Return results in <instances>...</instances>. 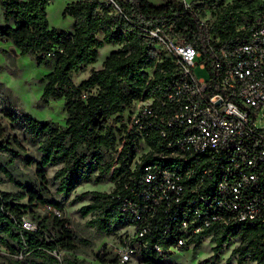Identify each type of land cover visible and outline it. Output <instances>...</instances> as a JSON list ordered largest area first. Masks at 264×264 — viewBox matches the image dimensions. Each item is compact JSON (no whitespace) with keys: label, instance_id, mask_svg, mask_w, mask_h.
Listing matches in <instances>:
<instances>
[{"label":"trees","instance_id":"obj_1","mask_svg":"<svg viewBox=\"0 0 264 264\" xmlns=\"http://www.w3.org/2000/svg\"><path fill=\"white\" fill-rule=\"evenodd\" d=\"M223 1L200 0L193 2L191 8L180 0H168L162 6L149 0L72 1L63 12L64 18L75 21L74 31L68 33L50 27L47 10L51 0H0V43L12 44L11 51L17 50L20 56H33L39 67H51L55 61L53 70L44 77L42 100H64L67 112L65 128L58 122L41 121L15 110L8 113L13 122H21L39 142L37 162L28 158L16 136L6 135L0 128V174L23 189L18 193L0 190V246L10 254L7 264H84L78 254L83 244L91 242L80 236L65 217L64 203L51 198L47 175L50 167H59L53 183L58 185L64 200L83 182L98 184L111 173L116 182L112 192H85L74 201L91 194L90 203L80 212L91 216L87 224L99 234H114L129 223V217L121 211L118 194L122 176L135 156V143L128 138L122 151L117 152L118 137L126 128L122 114L134 101L161 97L178 77L176 63L156 50L157 41L145 30L161 29L164 36L192 46L208 58L211 68L208 36L219 35L225 40L264 9L263 0H232L227 4ZM217 2L221 7L215 21L202 24L199 16L205 17V7ZM107 45L119 49L111 52L101 70H94L87 80L76 85L73 77L96 64ZM118 123L121 127H117ZM112 151L117 152V157L107 160ZM18 159L27 166L36 164L33 180H23ZM152 160L146 157L144 163ZM115 162L118 165L114 167ZM25 198L28 202L21 203ZM39 206H50L49 214L41 215L36 210ZM27 215L37 222L38 232L23 226ZM51 229L56 237L49 242L43 233ZM213 232L214 253L198 264H217L215 260L235 241L238 246L230 258H235L237 264H264V222L209 228L197 237L194 249L200 248L202 239ZM97 259L105 264L120 263L106 251L99 252ZM143 259L147 264H167L163 255L152 250Z\"/></svg>","mask_w":264,"mask_h":264},{"label":"built area","instance_id":"obj_2","mask_svg":"<svg viewBox=\"0 0 264 264\" xmlns=\"http://www.w3.org/2000/svg\"><path fill=\"white\" fill-rule=\"evenodd\" d=\"M145 33L176 63L178 77L161 97L134 101L122 114L117 152L126 139L135 143L118 194L129 223L103 249L121 263L151 250L167 258L193 249L212 227L264 222V9L225 40L208 36L211 68L202 52L161 29ZM197 68L207 77L199 78ZM146 157L154 160L144 163ZM23 221L38 232L36 223ZM43 237L54 241L56 233Z\"/></svg>","mask_w":264,"mask_h":264},{"label":"rangeland","instance_id":"obj_3","mask_svg":"<svg viewBox=\"0 0 264 264\" xmlns=\"http://www.w3.org/2000/svg\"><path fill=\"white\" fill-rule=\"evenodd\" d=\"M72 1L78 0H51V4L48 7V19L50 27L53 29H59L68 33L74 31L75 21L74 19L67 17L64 18L63 12L66 4ZM155 6H162L167 0H149ZM183 1V0H180ZM188 4L200 0H184ZM232 0H224L223 3L227 4ZM220 2L215 3L213 6L205 7L204 19L213 23L215 21V15L220 9ZM1 12V8H0ZM2 16L0 17V23L3 24ZM12 44L0 43V128L3 129L6 135H14L25 147V152L28 158L39 161V142L35 140L28 132L25 126L21 122H13L8 116L13 110L26 113L30 116L41 120H51L58 122L61 128L66 127L67 112L65 108L64 100H51L45 102L42 100V95L45 87L44 77L49 74L54 67L55 61H52L51 67L41 66L39 67L34 60L33 56H20L16 50L13 53ZM119 47L107 45L100 51L99 58L96 64L87 67L82 73L73 77V81L76 85H80L83 81L87 80L94 70H101L103 63L111 52L118 50ZM152 75L153 72L150 71ZM196 75L199 78L207 77L206 72L196 69ZM96 91H94L95 93ZM263 116L264 125V108L261 110ZM117 157V152H109L106 156L107 160H111ZM17 167L21 174H23V180L34 179L36 176L37 166L35 163L27 166L23 161L18 159L16 161ZM117 162L114 163V167L117 166ZM59 167H50L47 169V175L51 184L48 188L51 193V198L57 202L64 203V215L70 220L72 227L77 233L82 236L91 244H83L82 251L78 254V257L84 260V264H105L101 263L97 259V254L107 246L108 241L114 237L112 234H99L94 228L88 226L87 222L91 216H83L80 212L81 208L91 201V194L87 195L83 200L75 202L74 199L77 195H81L85 192L100 191V192H112L116 188V182L111 179V173L104 177V181L95 184L92 181H85L78 186L70 198L64 200L63 195L58 191V185L53 183V177ZM3 178V182L0 184V190L6 192H22L23 189L14 184L8 177L0 174ZM23 204L28 202V199H22L20 201ZM36 210L41 215L49 214V207L39 206ZM26 218L33 223L37 222L27 215ZM215 243L212 241V236L206 237L200 248L190 249L186 251H178L171 256L165 258L167 264H198L199 261L206 258H210L214 251ZM238 246L235 241L229 245L220 254V258L215 260L217 264H237L235 258H230L232 250ZM64 252L62 253V255ZM10 254L8 251L0 246V264H7ZM230 258V259H229ZM113 264H147L142 257H137L135 260L129 263H113Z\"/></svg>","mask_w":264,"mask_h":264},{"label":"crops","instance_id":"obj_4","mask_svg":"<svg viewBox=\"0 0 264 264\" xmlns=\"http://www.w3.org/2000/svg\"><path fill=\"white\" fill-rule=\"evenodd\" d=\"M167 1H168V0H167ZM69 3H70V2H69ZM165 3H166V2H165ZM165 3H164V4H165ZM67 4H68V3H67ZM67 4H66V5H67ZM0 13H1V12H0Z\"/></svg>","mask_w":264,"mask_h":264}]
</instances>
